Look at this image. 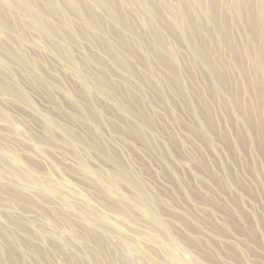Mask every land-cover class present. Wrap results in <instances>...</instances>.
<instances>
[{"label": "rangeland", "instance_id": "1", "mask_svg": "<svg viewBox=\"0 0 264 264\" xmlns=\"http://www.w3.org/2000/svg\"><path fill=\"white\" fill-rule=\"evenodd\" d=\"M56 1L0 0V264H264V0Z\"/></svg>", "mask_w": 264, "mask_h": 264}, {"label": "bare ground", "instance_id": "2", "mask_svg": "<svg viewBox=\"0 0 264 264\" xmlns=\"http://www.w3.org/2000/svg\"><path fill=\"white\" fill-rule=\"evenodd\" d=\"M21 1H22L23 9H24V11L26 13L36 15L37 17H40L41 16L40 15L41 14V11L39 10V8L37 9V7L34 8L35 6L31 2V0H21ZM93 1H94L95 5H97L99 7L100 6L101 7H108V5H109V4H107L108 2L106 3L105 0H93ZM208 1L212 5V7H210V12H208V13L207 12H204V13L202 12V14L199 16V18L201 20H203L204 22L206 21V22H208V23L211 24V23H213V21L215 19V16H216V14L214 12L215 9H214L213 4H216L217 2L222 1V0H208ZM203 2H204L203 0H199L198 1L199 5H202ZM1 3L2 4H6V0H1ZM50 5H51L50 8H51L52 12H54V13H59L60 12V9L61 8L58 5V3H57L56 0H50ZM70 5L77 12H79V13H85V9L83 8V5L81 4L80 1H78V0H71L70 1ZM109 8H110V6H109ZM235 11L236 12H239V8L238 7H235ZM110 12H111V16L117 22V24L119 25V27L125 28L127 26L126 23H125L126 21H123L121 19L120 15H118V13L114 10V8H112V10H110ZM90 20H91V23H93L94 25L100 26V21H99V18L98 17H96V16L93 15ZM3 24H5V23H3ZM250 24H251V37H252V40L253 41H256V40H258L259 35L256 34L257 33V30L254 27V23L253 22L252 23L250 22ZM176 27L179 28L180 30L186 29V27H184V25H182L180 23H177L176 24ZM44 30L46 31V27H44ZM187 31H189V29H187ZM196 35L197 34H195L194 31H190L189 36L191 37V41H192V45L191 46L196 49V55L199 58H201V60L203 62H205L206 64H209L210 65V68H211V71L213 73H215L214 70H213V66H214L215 63L212 60V58L209 55V53L205 49H203L202 47L197 46L198 44L196 43V41H197ZM15 58L18 61L23 62V63L26 60L23 56H15ZM0 74H2L1 67H0ZM217 75L220 76V78H221V75L220 74L217 73ZM256 79L259 82H264V72L258 70L256 72ZM221 81H222V78H221ZM11 88L15 91V93L17 94V96L20 97L19 92H17V90L15 89V87L13 85L11 86ZM107 181H109L108 177H103L101 182L104 183L105 185H107V190H108L107 192L110 193V194H113L114 193V189L107 183ZM131 185H132L133 190H135L137 192V194H138V203L135 206L133 205V207L135 209H137L145 218H147L149 221H151L156 226V228L158 229V233L160 232L163 236L166 235L167 232L165 230L164 225L161 223L158 214L156 213L155 210H153L152 205H147L144 202L141 186L136 181H131ZM173 262H174L173 264H183L177 258H174Z\"/></svg>", "mask_w": 264, "mask_h": 264}]
</instances>
